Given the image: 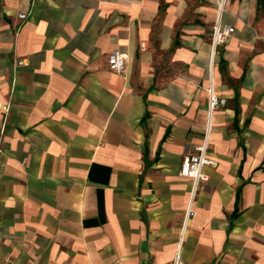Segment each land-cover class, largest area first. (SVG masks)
<instances>
[{"label":"crops","instance_id":"crops-1","mask_svg":"<svg viewBox=\"0 0 264 264\" xmlns=\"http://www.w3.org/2000/svg\"><path fill=\"white\" fill-rule=\"evenodd\" d=\"M0 102V264H264V0H0Z\"/></svg>","mask_w":264,"mask_h":264},{"label":"built area","instance_id":"built-area-1","mask_svg":"<svg viewBox=\"0 0 264 264\" xmlns=\"http://www.w3.org/2000/svg\"><path fill=\"white\" fill-rule=\"evenodd\" d=\"M18 17L24 18L25 13H19ZM233 32V26L228 24H222L218 18L214 21V24L211 29L210 38L211 63L216 54L218 53V48L230 38ZM129 61V56L118 48L113 49L107 56L108 68L117 73L124 72ZM23 63L24 59H20L17 62V64ZM205 89L207 92V131L203 142L194 146L195 153L185 156L179 168L180 176L188 177L192 181L193 188L191 191V197H193V195L195 194V191L200 185V183L206 182L208 180V176L203 172V167L205 165H215V161L207 156V135L210 128V119L214 110H216L220 106H223L226 103V99L217 94L211 79L209 80V83ZM9 107V104L0 102V109L4 112V114H7L9 112ZM191 214L192 212L188 211L187 216H190ZM173 264H183L180 259L179 250L177 251L173 259Z\"/></svg>","mask_w":264,"mask_h":264},{"label":"rangeland","instance_id":"rangeland-1","mask_svg":"<svg viewBox=\"0 0 264 264\" xmlns=\"http://www.w3.org/2000/svg\"><path fill=\"white\" fill-rule=\"evenodd\" d=\"M214 24V23H213ZM213 24H212V26H213ZM211 29H212V27H211ZM211 29H210V38H211ZM209 43H210V40H209ZM220 48V47H219ZM219 48H218V52H219Z\"/></svg>","mask_w":264,"mask_h":264},{"label":"trees","instance_id":"trees-1","mask_svg":"<svg viewBox=\"0 0 264 264\" xmlns=\"http://www.w3.org/2000/svg\"><path fill=\"white\" fill-rule=\"evenodd\" d=\"M259 3H261V0H258Z\"/></svg>","mask_w":264,"mask_h":264}]
</instances>
